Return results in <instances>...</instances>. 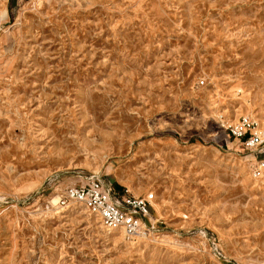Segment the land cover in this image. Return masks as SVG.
Wrapping results in <instances>:
<instances>
[{"label":"rangeland","instance_id":"obj_1","mask_svg":"<svg viewBox=\"0 0 264 264\" xmlns=\"http://www.w3.org/2000/svg\"><path fill=\"white\" fill-rule=\"evenodd\" d=\"M91 175L153 241L58 205ZM0 264H264V0H0Z\"/></svg>","mask_w":264,"mask_h":264},{"label":"built area","instance_id":"obj_2","mask_svg":"<svg viewBox=\"0 0 264 264\" xmlns=\"http://www.w3.org/2000/svg\"><path fill=\"white\" fill-rule=\"evenodd\" d=\"M245 130L243 123L236 130H232V133L241 135ZM261 142L258 134H252L245 144L253 146ZM153 194L150 192L146 196L128 193L119 195L111 184H106L97 175H91L86 181L69 186L60 195L58 205L68 207L75 203L84 206L100 218L107 230L122 227L129 241L141 244L153 241L158 235V227L153 221L151 209Z\"/></svg>","mask_w":264,"mask_h":264},{"label":"bare ground","instance_id":"obj_3","mask_svg":"<svg viewBox=\"0 0 264 264\" xmlns=\"http://www.w3.org/2000/svg\"><path fill=\"white\" fill-rule=\"evenodd\" d=\"M75 204V203H74ZM69 206H71V205H69ZM119 230V231H121L122 232V230H124L122 227H117V228H114V229H111V230H108V231H114V230ZM118 231V232H119ZM124 232V231H123Z\"/></svg>","mask_w":264,"mask_h":264},{"label":"trees","instance_id":"obj_4","mask_svg":"<svg viewBox=\"0 0 264 264\" xmlns=\"http://www.w3.org/2000/svg\"><path fill=\"white\" fill-rule=\"evenodd\" d=\"M118 189H120L121 187L119 186V185H117V183H116V185H115Z\"/></svg>","mask_w":264,"mask_h":264}]
</instances>
